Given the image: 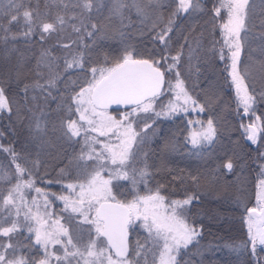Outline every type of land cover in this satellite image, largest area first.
<instances>
[{
  "label": "snow or ice",
  "instance_id": "obj_1",
  "mask_svg": "<svg viewBox=\"0 0 264 264\" xmlns=\"http://www.w3.org/2000/svg\"><path fill=\"white\" fill-rule=\"evenodd\" d=\"M52 2L63 4L65 10L69 8V4L64 0ZM155 2L157 7L153 9L155 15L151 17V26L157 29L153 36L160 45L157 56L149 59L137 58L130 48L125 47L123 54L113 61L111 67H97L92 66L90 58L86 60L84 50L90 46L85 42V37L90 38L94 44L96 39L105 34L102 28H98L97 23L92 22L90 15L93 11L100 12L101 0H72L71 7L79 9L78 13L73 12L66 19L65 15L58 12L54 20L40 19L39 23V12L24 9L23 0H7V3L0 0V39L7 42L24 38L25 42H29L33 35H39L41 41L56 37L58 46L68 50L63 58L64 70H78L86 76L84 84L71 96L66 109L68 115L62 119L59 129L61 138L69 146L79 144L80 140L77 138L83 140L79 154L73 157L81 179L77 183L64 185L75 193L74 197L56 196L52 193L55 199L64 202L65 211L76 214L75 217L68 218V225H74L75 235L70 234L69 226L62 224L59 218L52 221L56 227L49 224L52 217L49 194L41 187L35 186L37 162L28 161L13 149H3L10 153L11 163L15 165V182L6 193H0V237L8 238L0 240V264H52L53 260L56 264H61V261L68 260L69 257L75 258L76 264L81 261L83 264H132L128 258L127 238L129 227L136 221H140V226L148 231L154 245L158 247L159 264H177L180 250L187 249L200 235L196 226L184 218V213L177 211L191 205L196 198L194 195H186L181 200H170L166 205V197L159 190H149L146 195L135 191L137 184L146 185L151 175L146 165L142 168L135 166L139 150L135 153L132 151L133 146L142 144L146 139L141 136V132L151 127L148 120L154 122L155 118L171 119L183 115L187 125L185 144H190L192 149L198 150L195 152L198 156L204 154V149L213 146L218 134V126L212 118L204 120L199 115L188 116L189 113H203L205 105L189 92L181 79L179 65L183 55L182 48L177 49L174 55L169 52L175 18L199 11L201 0H175L167 21L159 15V0ZM123 6L121 0H116L112 14L120 15ZM136 7L138 13L146 19L149 18L142 7ZM222 9L227 11L226 22L222 24L223 44L218 50L213 46V51L222 61H229L228 77L243 108L242 115L252 118L249 123L241 122L243 134L252 144H259L260 148L264 149V139L261 138V134H264V122H261V117L256 114L255 107L258 103H264V63H261L255 72L248 63L241 67V56L251 30L250 15L254 9H250L249 0H222L220 7L215 10V15L219 16ZM71 20H76L77 23H70ZM12 26L18 31H12ZM66 26L71 27L77 34L68 42L62 39ZM55 64L56 57L50 50L43 49L37 61L36 71L39 74L40 66L43 65L49 69V75L44 83L37 79L31 85L33 89L50 94V90L60 79V73L52 71ZM166 73H171L174 83L166 81ZM16 75L19 77L22 72L18 70ZM257 82L260 84L259 90ZM29 87L30 85L26 84L25 91ZM166 93H173L176 102L170 101L159 111L155 110L156 101ZM113 105L117 106L114 111L119 118L108 112ZM121 106L127 110L122 111ZM0 112H12L3 82H0ZM149 112L152 116L144 117V127L141 132L136 131L133 118ZM73 114H76V118H72ZM34 131L37 137L44 131L39 119L34 122ZM100 136L109 139L102 142L98 139ZM137 137H140L139 141ZM113 138L117 143L112 142ZM97 145H100L99 150ZM260 155L264 157V151ZM87 161L94 163L88 164ZM223 167L231 171L232 160L227 159ZM105 172L108 173L107 178L103 175ZM6 179H10L7 174L0 175V180ZM191 179L197 182L199 177L193 176ZM113 180L129 181L134 198L123 202L117 200L113 192ZM54 182L59 181H47L49 184ZM26 189L35 192L37 196L29 201L25 194ZM256 199L257 204L262 207H252L246 211L249 214L251 252L256 264H261L264 261V228L253 231L251 215L259 211V214L264 216V164L261 165L258 178ZM21 215L23 221L20 219ZM82 224L91 225L85 230L88 233L86 240L79 234V226ZM46 225L49 226L45 227ZM22 227L26 228L28 233L35 234L34 245L43 249V258L32 259L20 253L21 244L14 234L20 232ZM101 237L104 240L101 241ZM56 245L61 246L63 255L50 250ZM135 255H140L139 246ZM69 264H72V261L69 260Z\"/></svg>",
  "mask_w": 264,
  "mask_h": 264
},
{
  "label": "trees",
  "instance_id": "obj_2",
  "mask_svg": "<svg viewBox=\"0 0 264 264\" xmlns=\"http://www.w3.org/2000/svg\"><path fill=\"white\" fill-rule=\"evenodd\" d=\"M219 1L201 0L199 11L176 17L169 48L173 55L182 48L179 65L181 79L189 92L205 105L203 113H189L188 116L199 115L204 120L212 118L218 126L217 140L213 146L204 149L203 155H195L198 150L184 141L186 119L178 115L171 119H156L147 132L146 140L137 149L139 156L135 166L142 168L146 165L151 173L147 180L148 192L159 190L169 200H181L186 195L196 197L191 205L186 206L185 219L196 226L200 235L187 249L180 250L177 264H256L251 252L246 209L262 207L257 204L256 194L261 165L264 164L260 153L264 149L259 144H252L243 134L241 122L249 123L252 118L242 115L243 108L228 77L229 61H222L213 51V46L218 50L223 44L224 18L223 15H215ZM64 2L69 4L67 10L63 4L53 3L52 0H23V8L38 11V23L40 19L54 20L58 12L68 19L73 12L80 11L71 7L72 0ZM115 2L101 0L100 12L90 14L92 22L97 23L105 34L94 44L85 37V42L90 45L84 50L86 60L90 58L92 66L111 67L125 47L130 48L137 58L157 56L160 45L153 39L157 29L151 26V17L155 15L153 9L157 7L155 0H121L124 6L120 15L112 14ZM2 3H7V0H2ZM159 3V15L167 21L175 0H159ZM136 5L142 7L149 18L138 13ZM249 7L254 12L250 15L251 30L241 56V67L248 63L255 72L264 63V0H249ZM70 23L77 21L71 20ZM11 30L18 31L15 26ZM76 35L71 27L66 26L62 39L68 42ZM43 49L50 50L56 57L52 71L60 73V79L50 94L31 87L37 79L44 83L49 75V69L43 65L39 74L36 71ZM67 51L58 46L56 37L41 41L39 35H33L29 42H25L24 38L7 42L0 39V82L5 86V95L12 107L10 114L0 112V175L10 177L0 180V193H6L15 182V165L11 163L10 153L3 149H13L28 161L37 162L35 186L47 193L62 194L66 190V182L79 172L73 157L79 154L81 141L69 146L61 138L59 129L62 119L68 115L66 109L71 96L84 84L86 76L78 70H64L63 58ZM18 70L22 72L19 77L16 75ZM172 79L171 73H166V81ZM26 84L30 85L27 91ZM259 88L257 82V90ZM255 107L256 114L264 122V103ZM108 112L118 115L114 109H108ZM72 118H76V114ZM37 119L44 127L38 137L34 131ZM261 138L264 139V134ZM229 158L233 162L231 171L223 167ZM193 176L199 177V180L194 182L191 179ZM49 179L59 182L49 184ZM129 186L128 181H123L115 187L117 200L123 202L134 198ZM120 188L124 189L123 193ZM51 201L55 217L61 202L53 197ZM253 231H256L255 223ZM129 232L131 248L128 258L133 259L137 247L150 245V239L133 225L129 227ZM137 239L140 245L136 243ZM16 240L24 252L25 247L30 246L32 257L39 258L43 254L39 245L33 246L24 230L16 234Z\"/></svg>",
  "mask_w": 264,
  "mask_h": 264
},
{
  "label": "rangeland",
  "instance_id": "obj_3",
  "mask_svg": "<svg viewBox=\"0 0 264 264\" xmlns=\"http://www.w3.org/2000/svg\"><path fill=\"white\" fill-rule=\"evenodd\" d=\"M221 2H222V0L219 1V4H218V7L217 8L220 7ZM220 15H223L224 22H226V19H227V11H226V9H222L221 12H220ZM171 82L174 83L175 80L172 79ZM170 101L171 102H176L174 100V94L173 93H166L165 96L161 100H157L156 101V104L154 106L155 107V110L159 111L161 109V107L166 106ZM114 116H117L119 118L118 115H114ZM148 116H152V113L151 112H149L147 114L141 113L139 116H136V117L133 118L135 120V123H134L133 127L135 128L136 131L141 132V129L144 127V123H145V120L143 118L144 117H148ZM160 118H163V117H160ZM156 119H158V118H155V120ZM147 122L148 123H151V126L153 125V121L148 120ZM150 128L151 127L147 128L146 131L141 132V136L142 137H146L147 136V132H148V130ZM91 135H96V134L95 133H91ZM98 139L100 141H102V142H106V141H108L109 137L100 136V137H98ZM79 140L81 141V145H82L83 144V140L81 138H79ZM137 140L139 141L140 140V137H137ZM112 142L113 143H117V141L114 138H113ZM139 146H140V144H137V145L133 146L132 151L134 153L137 152V149H138ZM99 148H100V145H97V149L98 150H99ZM86 163L93 164L94 162L93 161H87ZM111 167H116V166H111ZM103 175H104L105 178H107L108 173L105 172ZM80 179H81V177H80L79 172H78L77 174H75V177L71 181L66 182V184H68V183H77ZM123 181H125V180H113L112 186H113V192H114V194H115V191H114L115 187L119 183H122ZM129 187L132 190L133 196H134V191H133L132 185L130 184ZM147 188H148V185L147 184L145 185V184H142V183H138L137 186H136L135 191L136 192H139L140 195H146V194H148ZM120 190H121V193H123L124 189L123 188H120ZM25 194H26V197H27V199L29 201H31V199L33 197L37 196V194L35 192H33L31 190H28V189L25 190ZM48 194H49V200L51 201V198L53 197L52 196V192L49 191ZM59 195H68L70 197H74L75 196V193H72L70 190L66 189V190H64V192L62 194H57L56 196H59ZM57 201H60L61 202V204H60L61 206H59L60 207L59 208L60 211L58 212V214L55 217H53V214H55V212L53 210L54 209V206H53L52 201H51V209H50V211H51L52 217H51V221H49V224L52 227H56L55 224H52V221H55L58 218L60 219V222L62 224L68 225V218L70 216H73V217L76 216V214H73L70 211H65L64 210V202L63 201L58 200V199H57ZM169 201L170 200L166 198L165 199V204L167 205ZM177 211L178 212H183L184 213V218H185L186 208L185 209H178ZM20 219H21V221H23V216L22 215H21ZM253 224H254V221H253ZM48 226L49 225H46L45 227H48ZM68 226H69L70 234L75 235V233L73 232L74 225H68ZM133 226H134L135 229L136 228L139 229V232H140V230L143 233L145 232L146 236L150 239V242H149L150 245H147L146 247H141V246L139 247L140 255L139 256H136L135 255L136 252L134 253V258L133 259H130L132 261V264H159V250H158V247L156 245H154V242H153L151 236L149 235L148 231L146 229H144L143 227L140 226V221H136L133 224ZM79 227H80V233H79L80 236L82 237V239L86 240L87 239V236H88V233L85 230L88 229V228H90L91 225L82 224ZM21 230H24L25 231V235L28 236V237H30V239L32 240L33 246H36V245H34L35 234L34 233H31V234L28 233L27 230H26V228H23V227L21 228ZM16 234H14L15 235V238H16ZM93 235H94V233H93ZM6 239H8V238H3V240H6ZM100 240L102 241V240H104V238L101 237ZM136 243L139 244L140 241L137 239ZM97 246L98 247L100 246V242L99 241L97 242ZM39 248H40V246H39ZM30 250H31L30 246H28V247L26 246L25 247V252H24V249H23V250H20V253L23 254L24 256H27V257H30L31 258L32 255H30ZM40 250L43 252V249L40 248ZM50 250L53 251V252H56L58 255H63V249L61 248L60 245H56L55 248H51ZM43 255H44V252H43V254H41L39 256V258L33 256L32 259H40V258H43ZM69 260L72 261V264H76V259L75 258H72V257H69L68 260L61 261V264H69ZM52 264H56V262L53 260ZM80 264H83V262L81 261Z\"/></svg>",
  "mask_w": 264,
  "mask_h": 264
},
{
  "label": "water",
  "instance_id": "obj_4",
  "mask_svg": "<svg viewBox=\"0 0 264 264\" xmlns=\"http://www.w3.org/2000/svg\"><path fill=\"white\" fill-rule=\"evenodd\" d=\"M116 107L117 106L113 105L109 109H115ZM121 108H123V106H121ZM251 217L254 220V223H255V226H256V230L264 228V216H261L259 214V211L257 213L252 214ZM130 238H131V235H130V232L128 231V238H127V240H128V255L130 253V248H131ZM113 252H114V250H113Z\"/></svg>",
  "mask_w": 264,
  "mask_h": 264
}]
</instances>
